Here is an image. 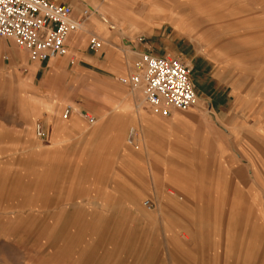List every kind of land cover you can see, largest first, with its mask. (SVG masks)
<instances>
[{"label": "rangeland", "instance_id": "1", "mask_svg": "<svg viewBox=\"0 0 264 264\" xmlns=\"http://www.w3.org/2000/svg\"><path fill=\"white\" fill-rule=\"evenodd\" d=\"M103 1V5L93 3L91 10L99 12L101 21L106 20L109 25L116 27L115 34L122 44L112 46L109 39L100 38L104 43L102 50H90L88 45L91 37H86L87 25L79 30L82 33L81 43L86 38L85 49L89 55L96 53L99 63H104L110 53L115 54L113 66L122 74L110 75L88 63L80 65L74 50H69L65 57L63 71L47 73L44 68L37 74L39 65L28 61L27 52L17 48L11 41L16 57L8 51L1 55L0 61L5 63L10 57L18 61L11 65L10 70H6L5 76L0 77V109L8 108V101L15 97V108L21 113L20 99L32 93L47 96H44L45 107L47 105L43 116L45 119L52 116L61 119L64 108L68 106L72 107V111L78 110L75 103L86 110L88 114L84 115L95 118L87 107L104 110V95L111 93L105 85L109 82L124 93L139 94L141 104L152 113L145 104L140 89L131 90L118 82L120 77L132 73L136 59L133 46L139 45L146 31L149 32L152 28V23L166 36L172 33L189 34L200 43L202 55L211 61L209 72L219 71L222 84L217 91L224 93L229 100L228 105L221 109L224 112L233 104L240 105L232 112L235 116L231 123H237L238 117L242 128L245 127L242 131L246 138V133L249 134V129L254 126L245 122L247 116L258 119L255 126L261 125L264 120V0H118L117 6L112 5L109 0ZM102 7L104 11L101 10ZM79 12L75 11L74 15L77 17L81 13ZM108 15L116 19L117 23H109ZM125 25L126 28L120 30ZM75 34L71 35L68 42L71 47L80 45L72 42ZM157 45L162 47V44ZM171 48L184 54L183 44H174ZM121 58L128 60L127 71L121 64ZM180 59L185 63L184 58ZM190 71L191 77L193 69L190 68ZM212 104L217 106V102ZM11 105L12 103L10 108L13 110ZM32 111L36 116L35 108ZM36 125L35 122L32 140L41 144L35 137ZM24 137L23 127H18L17 145H20ZM100 161L101 163L96 158L87 157L80 169L78 166L66 167V175L69 173L67 177L70 181L75 178L78 182L80 177L87 179L89 174L98 173L105 164L109 165H102L104 160ZM30 165L22 162L24 170L18 168L17 173L14 167L7 164L0 167V264H165L163 259L169 261V253H172L169 256L171 264H247L244 256L248 250V239L252 236L258 239L264 237L262 229L255 225L252 229L254 214L250 212L249 198L246 197L248 191H235L238 196L241 195V212L237 215L228 213V206L217 208L216 200L212 204L211 199L207 198L208 187L212 184L208 178L216 167H208V175L204 181L200 180L201 171L197 168V171L186 176L189 181L182 184L192 187L188 192L194 197L186 200L187 212L180 216L176 225L169 222L165 213L160 219L156 214L150 216L140 226V223L131 218L128 221L126 218V222L111 224L105 220V213H90V209L94 208L89 206H72L69 200H74L76 196L80 198L78 190L70 192L66 200L68 203L61 210L48 207L46 202L42 203L45 198H41L40 163L33 161ZM176 168L182 173L185 171L184 167ZM12 175L14 180H9ZM243 185L246 183L242 182ZM160 186L164 192L166 188L162 187V181ZM11 187L16 190L15 199L18 200V207L11 208L15 212H10L6 196ZM165 192L171 197L176 195L172 188ZM82 194L88 195V192ZM104 196L103 193L105 202ZM182 199L184 203V196ZM152 202L150 209L154 205L156 209L169 211V200L165 197L161 198L160 203L154 200ZM112 226L116 227L111 229ZM226 238H233L235 245L225 246L218 242L219 239ZM180 239L187 241L177 242ZM236 241L241 244L236 245ZM207 254H216L218 260L216 258V261H212V255L211 259H206ZM238 255L239 260L236 258Z\"/></svg>", "mask_w": 264, "mask_h": 264}, {"label": "crops", "instance_id": "2", "mask_svg": "<svg viewBox=\"0 0 264 264\" xmlns=\"http://www.w3.org/2000/svg\"><path fill=\"white\" fill-rule=\"evenodd\" d=\"M52 1L72 8L73 18L80 20L82 26H88L87 30L85 27L86 37L94 36L100 41L103 38L109 39L110 44L116 47L122 44L118 35L115 34L116 27L109 25L106 20L101 21L98 17L99 12L91 10V5L95 2L100 5L105 4L103 0ZM109 1L112 5H118V0ZM131 1L136 2V0ZM81 9L89 10L88 18L81 17ZM75 11L81 13L79 12L80 14L76 17ZM108 16L109 23L116 22V19ZM126 26L120 30L125 29ZM151 27L149 32L146 31L145 37L141 38L139 45L133 46L132 50L136 53L134 62L143 53L157 57L184 58L185 64L188 62L186 65L193 69L190 81L198 98V103L192 109L184 113L170 110L166 117L154 115L141 104L140 99L137 98L138 95L124 93L122 89L108 82L105 85L111 93L104 95V110L87 107L96 119L94 125H89L84 118V114L88 113L79 103H75L78 110L74 109L66 120L62 119V115L61 119L56 116L45 119L43 116L47 109L44 99L46 95L26 94L20 99L21 113L16 110L17 100L13 97L8 101V108L0 109V167L7 164L14 167L17 173L19 169L24 170L21 166L22 162L31 165L33 161L40 163L41 198H45V201L41 202H46L48 207L61 210L68 203L66 200L70 192L78 190L80 198L76 196L74 200H69L72 206L78 204L92 207L94 209H90V213L107 214L105 220L111 224L126 222V218L127 221L131 218L135 219L136 223H140V226L144 224L145 219H150V216L156 214L160 219L165 213L169 222L176 225L180 216L187 212L186 200L189 198L192 200L194 197L188 192V189L192 187L182 184V182L188 183L189 178L186 176H190L192 171L198 169L201 171L200 180L204 181L208 175V167H216L208 178L212 184L208 187L207 198L211 199L212 204L215 199L217 208L228 206L227 212L237 215L241 212L239 208L241 195L238 196L235 191L243 190L245 193L248 191L246 197L249 198L250 212L254 214L252 229L255 225L256 228L264 231V120L260 126H255L258 119L247 116L245 122L254 126L249 129V134L246 133V138L245 132L242 131L245 127L242 128L237 116V123L234 125L231 123L235 116L232 112L240 105L233 104L224 112L221 109L228 105L229 100L224 93L217 91L222 84L219 80V71L209 72L211 61L202 55L200 43L189 34L172 33L166 36L161 29L158 31L156 25L151 23ZM81 34L77 31L72 41L76 45L80 43L78 47H71L68 44V49L74 50L78 56L80 65L88 63L110 75L122 74L113 66L115 54L110 53L104 63H99L96 53L89 55L85 49L86 38L81 43ZM145 39L148 41L146 42ZM10 42V40L2 41L0 57L8 51L16 57ZM101 43L102 46L98 51L103 48L104 43L102 41ZM157 43L162 44V47H159ZM174 44H183L184 54L173 51L171 46ZM64 59L65 57L57 58L47 63L28 61L33 65H39L36 70L38 74L44 68L47 73L63 71ZM121 59V64L127 71L128 60ZM17 61H14L12 57L5 63L0 61V77L5 76L6 70H10L11 65ZM212 102H217V106H213ZM10 103L13 110L10 108ZM33 108L38 116L33 115ZM65 109L66 107L62 114ZM35 122L47 133L46 139L38 138L35 133L36 139L42 145L32 140ZM18 127H23L25 134L20 145H17L16 141ZM130 130L134 132L133 146L128 144ZM87 157L96 158L99 163H101L100 159L104 160L102 165L108 163L110 166L105 164L98 173L89 174L87 179L80 177L78 182L75 178L70 181L67 177L69 173L66 175V167L78 166L80 169ZM178 166L184 167L185 171L182 173L176 168ZM11 179L14 180L13 175L9 180ZM191 180L192 177H190ZM161 181L162 187L166 188L164 192L161 191ZM242 182L246 185L242 186ZM11 188L6 196L9 199V208L16 209L17 194L16 190ZM170 188L176 192L175 197L165 192ZM84 192H88V195L82 194ZM103 193L105 202L102 198ZM182 196H184V203ZM162 197L169 200V211L156 209L154 205L150 209L152 200L160 203ZM13 198L15 200H11ZM145 202L149 203V208L144 205ZM14 209L10 212H15ZM101 220L102 218L99 219ZM181 240L183 239L177 242ZM184 240L187 241V239ZM218 242L225 246L235 245L233 238L219 239ZM236 242L238 246L241 244ZM246 246L248 250L244 261L247 264H264V237L258 239L252 236L248 239ZM171 254L168 255L169 261L163 259L165 264H171V257H169ZM211 255L207 254L205 258L211 259ZM212 257V261H216V254ZM236 258L239 260L240 255Z\"/></svg>", "mask_w": 264, "mask_h": 264}, {"label": "built area", "instance_id": "3", "mask_svg": "<svg viewBox=\"0 0 264 264\" xmlns=\"http://www.w3.org/2000/svg\"><path fill=\"white\" fill-rule=\"evenodd\" d=\"M88 16L89 10H83L81 17ZM81 26L82 22L73 18L71 7L52 0H0V44L4 40L13 41L34 63L66 57L69 38ZM101 46L97 37L90 38V50L98 51ZM190 73L189 66L180 59L143 53L134 63L132 73L120 77L118 82L131 90L140 89L152 113L166 117L170 110L186 112L196 105ZM71 112L72 107H66L62 119L66 120ZM84 117L90 125L95 124L94 117ZM35 133L40 139L47 137L40 125H36ZM133 143L134 132L130 130L128 144ZM144 205L150 207L148 202Z\"/></svg>", "mask_w": 264, "mask_h": 264}, {"label": "bare ground", "instance_id": "4", "mask_svg": "<svg viewBox=\"0 0 264 264\" xmlns=\"http://www.w3.org/2000/svg\"><path fill=\"white\" fill-rule=\"evenodd\" d=\"M101 10L102 11H104V9H103V7L101 8ZM87 27V26H86ZM81 28H82V26H81ZM81 28H80V30H81ZM83 31V30H82ZM157 57V56H156ZM55 60V59H54ZM132 90H134V89H132ZM139 95V94H138ZM138 98V97H137ZM196 99H197V97H196ZM197 101V100H196Z\"/></svg>", "mask_w": 264, "mask_h": 264}]
</instances>
